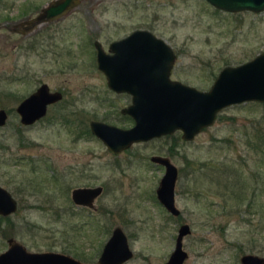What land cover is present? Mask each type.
<instances>
[{
	"label": "rangeland",
	"instance_id": "rangeland-1",
	"mask_svg": "<svg viewBox=\"0 0 264 264\" xmlns=\"http://www.w3.org/2000/svg\"><path fill=\"white\" fill-rule=\"evenodd\" d=\"M50 1L0 0V108L9 112L0 127V186L18 203L15 213L0 216L9 217L0 221V252L13 237L29 251L96 264L119 226L134 252L125 264H165L186 223L183 264L264 257V103L222 109L191 141L176 131L116 155L83 133L89 119L133 124L119 111L131 97L107 87L94 40L106 48L134 29H151L178 55L172 78L208 90L223 67L264 52V10L230 13L205 0H81L32 33L14 31ZM42 83L63 100L44 120L22 125L15 108ZM152 155L168 156L178 168V217L157 200L164 169ZM81 186L104 187L95 210L74 207L71 190Z\"/></svg>",
	"mask_w": 264,
	"mask_h": 264
},
{
	"label": "water",
	"instance_id": "water-1",
	"mask_svg": "<svg viewBox=\"0 0 264 264\" xmlns=\"http://www.w3.org/2000/svg\"><path fill=\"white\" fill-rule=\"evenodd\" d=\"M81 0H51L37 15L19 23L15 32L32 33L40 26L54 22ZM217 9L227 12L264 10V0H206ZM97 67L107 81L109 89L131 95V104L123 112L135 121L131 128H120L99 121H91V132L113 153L128 148L134 142L182 132V139L191 141L204 128L212 125L217 114L231 105L248 101L264 103V52L241 64L223 67L208 90H198L170 79L176 56L163 40L148 31H134L127 37L112 42L109 53L95 42ZM63 99L60 91H51L46 83L23 98L16 106L22 125L30 126L41 120L48 106ZM7 111L0 108V127L6 125ZM152 161L165 167L156 196L159 203L173 216L180 214L175 203V185L178 169L165 156H153ZM100 187L78 188L72 191L73 200L80 205L92 206L100 194ZM17 210L11 193L0 186V216ZM191 232L190 226H179L175 247L165 264H183L188 254L183 238ZM133 256L128 239L121 227H115L98 259V264H123ZM0 264H84L71 255L44 251L33 252L13 238L0 252ZM240 264H264V257L245 253Z\"/></svg>",
	"mask_w": 264,
	"mask_h": 264
},
{
	"label": "flooded vegetation",
	"instance_id": "flooded-vegetation-1",
	"mask_svg": "<svg viewBox=\"0 0 264 264\" xmlns=\"http://www.w3.org/2000/svg\"><path fill=\"white\" fill-rule=\"evenodd\" d=\"M206 1V0H205ZM207 2V1H206ZM208 3V2H207ZM211 5V4H210ZM212 6V5H211ZM215 8V7H214ZM217 9V8H216ZM218 10H221V9H218ZM223 11V10H222ZM225 12H227V11H225ZM230 13H234V12H230ZM138 30H141V31H148V32H150L151 34H153L154 36H156L157 38H159V39H161V40H163L168 46H170L171 47V45L169 44V42L167 41V40H164L163 38H161V37H159V36H157L151 29H147V28H138V29H134V30H132V31H130V33L129 34H127V35H125L124 37H122V38H119V39H116V40H111V41H109V43H108V45H107V47L106 48H104L103 47V45L100 43V41H98V40H94L93 41V45H94V48H95V42H99L100 43V45H101V47L105 50V52H107V53H109V51H108V49H109V46H110V44L112 43V42H115V41H118V40H120V39H123V38H125V37H127L128 35H130L131 33H133L134 31H138ZM171 49L173 50V48L171 47ZM96 50V49H95ZM173 52H174V54H175V56H176V59H177V57H178V55H177V53L173 50ZM176 59H175V61H176ZM174 64H175V62L173 63V66H172V68H171V71H170V79H172V80H175V81H179V82H181V83H183V84H185V85H189V86H192V87H195V86H193V85H190V84H187V83H184V82H182L181 80H179V79H175V78H172V72H173V67H174ZM108 87V86H107ZM195 88H197V87H195ZM198 90H202V89H199V88H197ZM111 90V89H110ZM52 91V90H51ZM53 91H58V90H53ZM113 91V90H112ZM61 92V91H60ZM113 92H115V91H113ZM62 93V92H61ZM116 93V92H115ZM63 94V93H62ZM122 94H125V95H129L130 97H131V95L130 94H128V93H122ZM63 100V99H62ZM61 100V101H62ZM60 101V102H61ZM55 104H57V103H55ZM131 104V102L128 104V105H126L125 107H121L120 108V114L123 116V119L124 120H126V119H128L129 121H131L133 124L130 126V127H127V128H131V127H133L134 126V124H135V121H134V119L129 115V114H127V113H124L123 112V110L124 109H126V108H128V106ZM53 105V104H52ZM51 106V105H50ZM50 106H48V108H47V112H46V115L42 118V120H44L48 115V109H49V107ZM7 114L9 115V112H7ZM76 116V121L79 123V122H84V121H82V120H80L79 119V117H78V113H77V115H75ZM55 118H58V117H55ZM8 120V119H7ZM40 121V120H39ZM91 121H99V120H94V119H89L88 120V124H86L87 126H86V128L85 129H83V133H85L87 130V133H92L91 132V129H90V122ZM38 122V121H37ZM99 122H103V121H99ZM36 123V122H35ZM103 123H106V122H103ZM106 124H108V123H106ZM33 125V124H32ZM109 125H112V124H109ZM113 126H116V125H113ZM3 127V126H2ZM117 127H119V126H117ZM120 128H122V127H120ZM127 128H124V129H127ZM82 132V131H81ZM92 135H94L93 133H92ZM96 137V136H95ZM21 138V137H20ZM97 138V137H96ZM97 139H99V138H97ZM154 139H157V138H154ZM100 140V139H99ZM153 140V139H152ZM101 141V140H100ZM149 141H151V140H149ZM102 142V141H101ZM141 142H143V141H141ZM146 142H148V141H146ZM103 143V142H102ZM137 143H140V142H134V143H132L128 148H130L133 144H137ZM104 144V143H103ZM106 147V146H105ZM107 148V147H106ZM128 148H126V149H124V150H122V151H120V152H118V153H113L112 151H110L108 148V150L111 152V153H113V154H119V153H121V152H124V151H126ZM153 156H156V155H152L151 157H150V161L153 163V164H155V165H158V166H160V167H162L163 169H164V171H165V167L164 166H162V165H160V164H158V163H155V162H153L152 161V157ZM158 156H161V155H158ZM165 157H168V156H165ZM169 159H170V157H168ZM171 160V159H170ZM172 162V161H171ZM173 163V162H172ZM174 164V163H173ZM175 165V164H174ZM178 169V168H177ZM178 173H179V171H178ZM53 177L54 176H56V174H55V172H53L52 174H51ZM52 177V178H53ZM55 178V177H54ZM178 179V178H177ZM95 187H100L101 188V192H100V194L96 197V198H98L99 196H101L102 194H103V191H104V187L103 186H95ZM78 188H93V187H90V186H81V187H76V188H73L72 190H71V200H72V202H73V205H74V207L76 206V207H85V208H88V209H92V210H95L96 208H97V206H96V204H95V200H96V198L93 200V202H92V206H88V205H80V204H77L74 200H73V198H72V191L74 190V189H78ZM12 195V194H11ZM14 198V197H13ZM15 199V198H14ZM158 200V199H157ZM15 201H16V204H17V208H18V203H17V200L15 199ZM159 202V201H158ZM161 205V204H160ZM163 207V206H162ZM164 208V207H163ZM165 209V208H164ZM166 210V209H165ZM16 212V211H15ZM14 212V213H15ZM76 213V212H75ZM169 213V212H168ZM170 214V213H169ZM180 214H181V211H180ZM180 214L178 215V216H180ZM171 215V214H170ZM171 216H173V215H171ZM178 216H176V217H178ZM173 217H175V216H173ZM117 227H119V226H117ZM114 230V229H113ZM123 230V229H122ZM124 231V230H123ZM113 232V231H112ZM112 232H111V235H112ZM125 233V232H124ZM110 235V236H111ZM126 235V234H125ZM110 236H109V238H110ZM126 237H127V235H126ZM9 238H13V237H9ZM108 238V239H109ZM13 239H15V238H13ZM127 239H128V237H127ZM16 240V239H15ZM17 241V240H16ZM108 241V240H107ZM106 241V242H107ZM19 242V241H18ZM106 242H105V244H106ZM128 243H129V240H128ZM22 244V243H21ZM105 244H104V246H105ZM23 245V244H22ZM104 246H103V248H104ZM129 246H130V244H129ZM103 248H102V250H101V252H100V254L98 255V258H97V260H96V264H98V259H99V257H100V255H101V253H102V251H103ZM131 248V247H130ZM27 249V248H26ZM28 250V249H27ZM132 250V249H131ZM133 251V250H132ZM42 252H44V251H42ZM53 252H55V251H53ZM61 253V252H60ZM64 254H67V253H64ZM69 255V254H68ZM133 256H134V252H133ZM133 256L130 258V259H132L133 258ZM73 257V256H72ZM75 258V257H74ZM75 259H78V258H75ZM129 259V260H130ZM79 261H81L82 263H84V264H87L86 263V261H83V260H81V259H78ZM129 260H127L126 262H128ZM126 262H124L123 264H125Z\"/></svg>",
	"mask_w": 264,
	"mask_h": 264
},
{
	"label": "trees",
	"instance_id": "trees-1",
	"mask_svg": "<svg viewBox=\"0 0 264 264\" xmlns=\"http://www.w3.org/2000/svg\"><path fill=\"white\" fill-rule=\"evenodd\" d=\"M40 33H42V32H40ZM40 33H39V34H40ZM241 196H242V195H241ZM4 219L8 221V220H9V217H4V218H3V217H0V221H1V220H4Z\"/></svg>",
	"mask_w": 264,
	"mask_h": 264
}]
</instances>
